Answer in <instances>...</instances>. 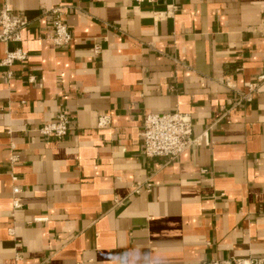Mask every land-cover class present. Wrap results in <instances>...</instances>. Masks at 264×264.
<instances>
[{"label": "crops", "instance_id": "1", "mask_svg": "<svg viewBox=\"0 0 264 264\" xmlns=\"http://www.w3.org/2000/svg\"><path fill=\"white\" fill-rule=\"evenodd\" d=\"M6 4L28 24L0 59L16 45L29 58L13 78L0 66V264L264 256V0H178L168 17L163 0ZM58 5L66 46L50 38ZM61 110L69 134L41 135ZM176 110L207 138L177 159L147 156L145 114Z\"/></svg>", "mask_w": 264, "mask_h": 264}, {"label": "built area", "instance_id": "2", "mask_svg": "<svg viewBox=\"0 0 264 264\" xmlns=\"http://www.w3.org/2000/svg\"><path fill=\"white\" fill-rule=\"evenodd\" d=\"M141 3H154L160 0H134ZM166 2L165 16H171L178 8V0H163ZM53 15V28L50 32V38L56 46H66L73 39L72 31L65 22V6L58 5L48 9ZM28 21L23 15H14L12 8L5 5L0 8V41L5 44L21 43L23 41V30ZM100 51V46L95 48V52ZM29 58V52L20 45L13 48L8 47L5 50V56L0 59V66L7 67L5 73L8 78L15 76L12 68L18 62H25ZM264 79V73L258 77V81ZM35 81V77L30 78ZM230 85V84H229ZM257 83L249 84L248 92H239V101L252 100V93ZM106 118L102 117L100 124L106 123ZM71 116L66 110H61L53 121L43 123L39 128V133L44 137L65 138L71 129ZM207 132L199 136L193 135V118L189 113L180 110L166 113H146L143 120L142 138L143 151L149 157H166L177 159L188 148L202 145L204 136L207 138ZM17 160V154L12 157V161ZM12 180H18L17 175H12ZM21 188L18 185L13 187L14 209L23 207V202L19 198ZM202 264H264V256H247L211 259L202 262Z\"/></svg>", "mask_w": 264, "mask_h": 264}]
</instances>
